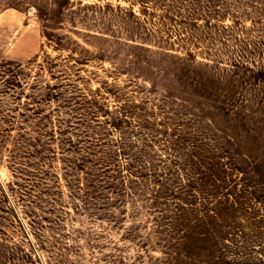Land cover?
Masks as SVG:
<instances>
[{"label":"rangeland","instance_id":"1","mask_svg":"<svg viewBox=\"0 0 264 264\" xmlns=\"http://www.w3.org/2000/svg\"><path fill=\"white\" fill-rule=\"evenodd\" d=\"M0 264H264V0H0Z\"/></svg>","mask_w":264,"mask_h":264}]
</instances>
